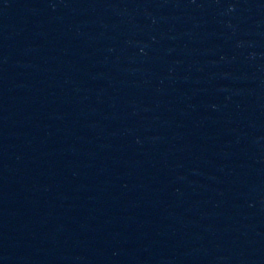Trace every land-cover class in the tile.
I'll use <instances>...</instances> for the list:
<instances>
[{"label": "water", "instance_id": "95a60500", "mask_svg": "<svg viewBox=\"0 0 264 264\" xmlns=\"http://www.w3.org/2000/svg\"><path fill=\"white\" fill-rule=\"evenodd\" d=\"M0 264H264V0H31L0 37Z\"/></svg>", "mask_w": 264, "mask_h": 264}]
</instances>
